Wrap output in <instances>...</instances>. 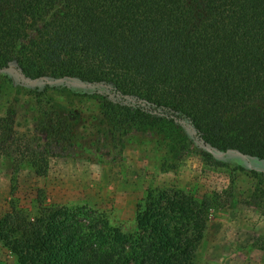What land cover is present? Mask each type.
I'll return each instance as SVG.
<instances>
[{
  "label": "trees",
  "instance_id": "1",
  "mask_svg": "<svg viewBox=\"0 0 264 264\" xmlns=\"http://www.w3.org/2000/svg\"><path fill=\"white\" fill-rule=\"evenodd\" d=\"M12 92L48 110L33 136L15 132L13 109L0 117V157L39 177L73 146L61 92L97 106L98 164L145 139L166 170L198 155L231 183L246 173L264 214V171L243 164L264 161V0H0V107ZM10 205L0 244L18 264H195L212 209L155 189L125 233L88 207Z\"/></svg>",
  "mask_w": 264,
  "mask_h": 264
},
{
  "label": "rangeland",
  "instance_id": "2",
  "mask_svg": "<svg viewBox=\"0 0 264 264\" xmlns=\"http://www.w3.org/2000/svg\"><path fill=\"white\" fill-rule=\"evenodd\" d=\"M56 110L68 120L66 134L73 146L67 155L56 153L47 174L39 177L27 163L16 165L0 157V218L14 201L32 211L38 204L88 207L125 233L136 230L138 204L155 189H181L212 202L207 230L195 264H264V214L249 205L255 185L246 173L237 172L231 183L230 170L204 162L201 156L182 160L166 170L164 150L145 139H134L122 156L98 164L93 153L96 128L92 117L97 106L87 98L52 93ZM13 109V127L19 136L39 134L42 113L36 100L11 93L0 107V117ZM58 146L54 144V147ZM16 156V155H12ZM243 164L264 171V161L249 159ZM0 264H18L16 257L0 244Z\"/></svg>",
  "mask_w": 264,
  "mask_h": 264
}]
</instances>
